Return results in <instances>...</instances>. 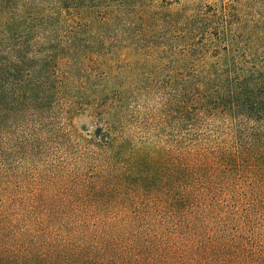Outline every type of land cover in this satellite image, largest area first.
Masks as SVG:
<instances>
[{"label": "trees", "instance_id": "trees-1", "mask_svg": "<svg viewBox=\"0 0 264 264\" xmlns=\"http://www.w3.org/2000/svg\"><path fill=\"white\" fill-rule=\"evenodd\" d=\"M0 264H264V0H0Z\"/></svg>", "mask_w": 264, "mask_h": 264}, {"label": "rangeland", "instance_id": "rangeland-1", "mask_svg": "<svg viewBox=\"0 0 264 264\" xmlns=\"http://www.w3.org/2000/svg\"><path fill=\"white\" fill-rule=\"evenodd\" d=\"M175 46H178L177 48H180V44H177ZM161 55H166V54H161ZM175 55H179V54H175ZM122 56H125V55H122ZM113 57L114 59H118L119 58V55H113L111 56ZM122 59V58H120ZM128 64H131L130 62L128 61H124L122 63V66L123 65H128ZM135 69H139V70H144V68L142 66H131L129 69L127 67V69H125L124 71V77H123V81L124 82H127V85H126V88L129 89L130 87L131 88H135L137 89L138 86H141L142 85V82H140V80H142L141 77H139L136 73H135ZM131 78V79H130ZM121 80V81H122ZM121 81H119V83L122 85ZM122 81V82H123ZM145 86V83L142 85V88ZM139 94V93H138ZM151 99L149 100V102H154L153 99H154V96L150 97ZM129 104L133 107V106H139V104L141 105H144V100L141 99V98H137V99H134V97H130L129 98ZM75 126L78 128V130L81 132V133H84V135H86L87 133H92V131H95L96 130V127H97V124L96 122L86 116V115H81L79 117L76 118L75 120ZM54 145H50L47 147H45L44 149V152H43V156L42 157H48V158H52L54 157ZM46 155V156H45Z\"/></svg>", "mask_w": 264, "mask_h": 264}]
</instances>
